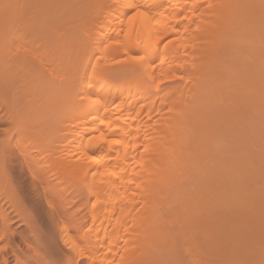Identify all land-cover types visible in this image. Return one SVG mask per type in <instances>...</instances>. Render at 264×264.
I'll list each match as a JSON object with an SVG mask.
<instances>
[{
    "label": "bare ground",
    "instance_id": "bare-ground-1",
    "mask_svg": "<svg viewBox=\"0 0 264 264\" xmlns=\"http://www.w3.org/2000/svg\"><path fill=\"white\" fill-rule=\"evenodd\" d=\"M132 5L147 15L130 21ZM259 5L0 0V251L14 264H261ZM12 171L48 206L63 258L32 249Z\"/></svg>",
    "mask_w": 264,
    "mask_h": 264
},
{
    "label": "rangeland",
    "instance_id": "rangeland-1",
    "mask_svg": "<svg viewBox=\"0 0 264 264\" xmlns=\"http://www.w3.org/2000/svg\"><path fill=\"white\" fill-rule=\"evenodd\" d=\"M47 58V57H46ZM12 175H13V182H14V184H15V186L17 187V189L19 190V194H20V196H22V192H23V195L25 194V195H27V196H25V199H23L24 198V196H23V198H22V200L24 201V200H26L27 198H28V204L26 203V207H32V208H30L31 210L30 211H33L32 212V214L36 217V218H34V216H33V220L35 221L34 222V224H35V226L38 224V226H36L35 228L37 229L36 231L38 232V233H36L37 235H39L38 236V239H36V238H34L35 236H34V234L33 233H31V234H29L28 233V237L30 238L31 236V238H33L34 240H32V242L30 243V245H31V247H32V249L36 252V253H39L41 256H43L44 258H46L48 261H49V258H54V259H56V258H63L64 256H65V254L66 253H68V250L65 248V246L61 243V240H60V238H59V235L57 236L56 234H58L57 233V229L55 228V226L53 225V224H51L52 222L49 220V219H47L48 217H46V214H48V206L46 205V203L44 202V200H42L41 201V205L43 206V208H45V205H46V211H45V209H43V211H45V213H43L42 212V208H41V206H40V204H39V202L37 203L36 201H37V198L35 197L34 198V196L33 195H35V194H33L32 192H31V194H32V197H31V195L29 196V193L28 192H30L29 190L30 189H28V192H27V190H26V188H25V190H24V185H26V183L23 181L24 179H20L19 177H16L15 176V173L12 171V173H11ZM17 179H19V180H17ZM20 180H22V181H20ZM24 183V184H22V183ZM24 186V187H23ZM28 185H26V187H27ZM21 189H20V188ZM25 191V192H24ZM27 193V194H26ZM32 199H30L29 197ZM34 198V199H33ZM36 199V200H35ZM35 200V201H34ZM32 201V202H31ZM26 202V201H25ZM33 202H35V203H33ZM37 203V204H36ZM31 205V206H30ZM41 208V209H40ZM28 209V208H27ZM33 209V210H32ZM40 211V213H39V215H38V213L37 212H39ZM28 211H29V209H28ZM29 211V212H30ZM34 211L36 212V215L34 214ZM31 213V212H30ZM42 213V214H41ZM43 216V218H42V216ZM13 216V215H12ZM41 216V217H40ZM49 216V215H48ZM39 218V219H38ZM36 219H38L37 221H36ZM50 222H49V221ZM20 223V221H16V222H13V226H15V228H17L18 230H20V231H24V230H26V225L25 224H23L22 222L20 223V225L18 226V224ZM48 222L50 223V225L48 224ZM18 223V224H17ZM16 224H17V226H16ZM48 224V225H47ZM38 227V228H37ZM50 227H53L52 229H54L53 231H52V229L50 228ZM21 228H22V230H21ZM24 228V229H23ZM35 231V232H36ZM54 232V233H53ZM31 235V236H30ZM37 237V236H36ZM31 238H30V240H31ZM2 244V243H1ZM0 244V245H1ZM3 245V244H2ZM0 248H1V246H0ZM2 250V252L4 251V249H1ZM6 251H4L3 252V254H2V252H1V255H0V264H6V261H8V263H10V264H14V262H16V261H14V256H13V254L11 253V250L10 249H5ZM14 261V262H13Z\"/></svg>",
    "mask_w": 264,
    "mask_h": 264
},
{
    "label": "snow or ice",
    "instance_id": "snow-or-ice-1",
    "mask_svg": "<svg viewBox=\"0 0 264 264\" xmlns=\"http://www.w3.org/2000/svg\"><path fill=\"white\" fill-rule=\"evenodd\" d=\"M5 7H8V5H5ZM131 7L134 9V11H133V15L131 17H129V20L130 21L131 20H134L138 16H145V15H147V13L143 12L140 8L136 7L135 5H132ZM259 7L261 9L262 20H264V0H260ZM138 59H143V58L141 57V58H138ZM86 100L88 102H92V103L95 102V101L92 100L91 97L86 98ZM261 264H264V260L261 261Z\"/></svg>",
    "mask_w": 264,
    "mask_h": 264
}]
</instances>
